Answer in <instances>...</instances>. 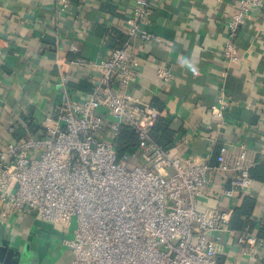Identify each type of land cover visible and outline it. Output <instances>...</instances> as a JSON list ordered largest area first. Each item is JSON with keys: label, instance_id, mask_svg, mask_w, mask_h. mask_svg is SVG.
I'll return each instance as SVG.
<instances>
[{"label": "crops", "instance_id": "0c3cea01", "mask_svg": "<svg viewBox=\"0 0 264 264\" xmlns=\"http://www.w3.org/2000/svg\"><path fill=\"white\" fill-rule=\"evenodd\" d=\"M135 1L70 0L62 13L56 0H0V147L43 138L45 128L57 119L65 88L76 103L88 98L98 63L126 39L125 20ZM238 5L239 0H159L142 29L160 41L136 40L138 78L129 91L159 110L155 126L167 128L165 142L173 155L213 164L222 144L245 145L252 163L249 190L225 197L227 177L214 175L208 194L197 197L195 207L232 215L244 197H251L255 232H237L228 222L213 235L217 262L264 264V236L256 235L264 224V4L250 10L239 30L240 62L227 63L222 58L227 21ZM71 44L76 53L70 51ZM163 66L172 73L166 85L156 76ZM220 88L227 99L222 119L209 114ZM120 158L141 162L137 142ZM0 222L17 264L70 260L71 250L63 241L73 237V223L61 228L33 215L8 216L1 204ZM243 234L263 244H239Z\"/></svg>", "mask_w": 264, "mask_h": 264}, {"label": "built area", "instance_id": "2783aa9c", "mask_svg": "<svg viewBox=\"0 0 264 264\" xmlns=\"http://www.w3.org/2000/svg\"><path fill=\"white\" fill-rule=\"evenodd\" d=\"M158 1L134 2L125 20L126 39L98 63L86 100L74 102L65 88L57 119L45 128L43 138L0 147V204L6 215H33L61 228L73 223V237L63 241L71 250L66 264H218L213 235L227 226L231 211L199 212L195 200L208 194L214 175L227 177L223 195L228 198L252 185V163L243 143L222 144L215 163L208 164L173 155L153 140L159 110L138 100L129 88L138 78L136 40L160 41L142 29ZM56 2L59 12L70 7V0ZM263 4L239 0L227 21L225 62H240L239 30L250 10ZM70 51H78L75 44ZM156 76L164 85L172 80L166 66ZM226 105L220 88L209 114L222 119ZM123 126L136 136L137 164L117 153ZM237 241L263 244L251 234Z\"/></svg>", "mask_w": 264, "mask_h": 264}, {"label": "trees", "instance_id": "16d2710c", "mask_svg": "<svg viewBox=\"0 0 264 264\" xmlns=\"http://www.w3.org/2000/svg\"><path fill=\"white\" fill-rule=\"evenodd\" d=\"M167 132V128L160 125L155 126L151 131L153 140L166 150L169 149L168 147L171 145L165 142ZM135 142H137V139L133 131L128 126H123L117 146L118 155L121 157L125 153L132 152ZM254 204L255 202L251 197H244L242 205L235 208L231 215L229 224L232 229L240 233L248 232L253 234L255 232V223L252 220ZM256 235L264 236V224L257 229Z\"/></svg>", "mask_w": 264, "mask_h": 264}, {"label": "water", "instance_id": "95a60500", "mask_svg": "<svg viewBox=\"0 0 264 264\" xmlns=\"http://www.w3.org/2000/svg\"><path fill=\"white\" fill-rule=\"evenodd\" d=\"M5 226L0 222V264H17L16 252L4 238Z\"/></svg>", "mask_w": 264, "mask_h": 264}, {"label": "rangeland", "instance_id": "374dc122", "mask_svg": "<svg viewBox=\"0 0 264 264\" xmlns=\"http://www.w3.org/2000/svg\"><path fill=\"white\" fill-rule=\"evenodd\" d=\"M129 167H131V166H129Z\"/></svg>", "mask_w": 264, "mask_h": 264}]
</instances>
